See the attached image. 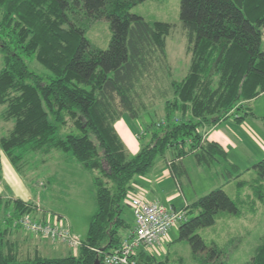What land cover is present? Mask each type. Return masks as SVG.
Here are the masks:
<instances>
[{
	"label": "trees",
	"instance_id": "obj_1",
	"mask_svg": "<svg viewBox=\"0 0 264 264\" xmlns=\"http://www.w3.org/2000/svg\"><path fill=\"white\" fill-rule=\"evenodd\" d=\"M142 1L0 0V119L12 122L0 146L13 162L20 158L15 150L69 153L82 170L94 173L96 205L76 252L22 260L13 249L4 253L0 244V264H93L95 259L102 264L103 256L119 247L131 229L124 200L136 178L149 173L159 158L180 190L185 155L192 154L206 170L221 158L227 160L223 147L204 141L199 129L233 113L237 121L244 118L249 115L239 114L244 102L264 92V0H179L190 54L187 73L169 82L164 117L148 131L145 127V139L140 137L137 151L130 154L114 124L124 114L139 117L136 102L141 96L134 83L147 70L154 49L165 53V38L173 26L149 23L131 13L130 8ZM79 10L88 19L107 20L111 36L106 49L92 48L83 28L70 20ZM24 58L40 63L46 76L29 70ZM64 127L69 131L63 134ZM229 167L238 169L232 163ZM254 167L264 177V160ZM7 206L0 209L6 211ZM11 209L5 220L16 230L9 222L32 208L16 199ZM181 209L184 220L177 226L178 239H185L204 263L225 264L219 250L207 248L195 231L212 225L218 212L240 215L235 202L221 187H214ZM136 264L166 261L142 250ZM245 264H264V241Z\"/></svg>",
	"mask_w": 264,
	"mask_h": 264
},
{
	"label": "rangeland",
	"instance_id": "obj_2",
	"mask_svg": "<svg viewBox=\"0 0 264 264\" xmlns=\"http://www.w3.org/2000/svg\"><path fill=\"white\" fill-rule=\"evenodd\" d=\"M130 12L141 16L149 23L162 21L173 25L165 38L164 56L154 49L147 70H144L139 80L134 83V89L141 96L136 102L140 106L139 117L132 119L128 114H124L117 120L123 119L132 128V139L138 142L140 137L145 139L143 131L146 126L148 131L151 123H157L164 117V111L166 112L167 108L166 100L171 96L169 82L184 77L187 73L190 54L186 51V34L179 20V0H144L134 4L130 8ZM70 20L83 28L84 37L92 48L101 50L107 48L111 32L106 19L91 20L85 16L83 10H79L78 16H72ZM262 31L261 47L264 49V28ZM24 61L29 70L42 77L46 76V69L35 59L24 58ZM244 104L245 108L239 114L243 115L245 111L249 115L243 116L244 118L237 121L234 119L236 115L230 114L217 126L218 129L232 137L235 145L233 148L227 149V160L221 158L214 168L206 170L197 165L192 154L183 157L182 165L187 169L190 182L185 181L188 180L187 178H182L183 192L176 200V203L180 204L177 208H180L184 202L183 199L190 201L195 196H201L214 187H221L235 202L240 210V215H232L225 211L218 212L212 225L200 227L195 231L201 236L207 248L215 246L219 250V259L225 264L247 263L254 255L257 246L264 241V177L258 174L259 170L254 167L258 161L264 160V125L262 120L264 117V92ZM0 108H2L1 105ZM210 127L204 126L199 129L204 141H209L205 139V133ZM61 131L64 134L69 130L68 127H64ZM120 139L122 140L121 137ZM51 151L57 154V161L53 159L56 163L58 162L57 170L54 173H50L44 165L41 166L42 162L37 163L38 158L43 155L40 150L23 151L24 154L17 159V163L23 167V171H26L25 181H28L26 183L33 190L34 188L36 190L48 188L42 199L44 209L54 213L57 221L59 219L64 221L65 218L64 222L82 241L86 235L88 222L96 209L94 188L91 182V176L94 173L90 174L82 170L71 161L69 153L58 149ZM16 152L14 151V154H17ZM158 163L163 164V161L159 158L156 159L154 166ZM230 163L237 165L238 169H231ZM48 176H51L53 180L47 181ZM136 182L132 183L133 189L128 191L131 194H140L141 192L135 190L136 186L134 185H139ZM166 188L172 189L173 185ZM258 194L262 195L261 199ZM34 209L38 211L36 206ZM131 213V209L126 205L124 215L132 228ZM10 215L11 213H6L4 219ZM25 215H30V213ZM9 223L13 226L12 222ZM18 230L25 232L21 228ZM26 233L32 235V237L26 236V242H32L24 243L21 246L18 254L19 259L33 257L32 248L34 246L29 244H36L37 240L39 243L43 239L50 243H59V248H62L63 251L44 250L46 252L42 251L43 253L40 254L42 256L61 257L66 254V250L75 251L63 243L51 241L30 231H26ZM22 236L24 237V235ZM34 238L37 239L35 242ZM149 254L156 259L165 260L166 264L211 263H204L202 258L194 256L189 243L185 239H178L177 226L170 228L162 245L153 249Z\"/></svg>",
	"mask_w": 264,
	"mask_h": 264
},
{
	"label": "crops",
	"instance_id": "obj_3",
	"mask_svg": "<svg viewBox=\"0 0 264 264\" xmlns=\"http://www.w3.org/2000/svg\"><path fill=\"white\" fill-rule=\"evenodd\" d=\"M1 110V108H0ZM221 122V121H220ZM217 123L213 126L210 127V129L205 133V139L207 140H213L217 143H219L223 149L227 152V149L233 148L234 142L233 139L230 135H227L226 133L223 132V130H220L217 128V126L220 124ZM12 124V123H11ZM10 124V121H3L0 119V138L3 136H6L9 134L12 125ZM114 128L118 135L122 138V141L127 149V151L130 154H134L137 149H138V142L134 141L132 139V131L131 127L127 125V123L121 119L120 121H116L114 124ZM131 135V137H130ZM129 136V137H128ZM235 140V139H234ZM17 151L15 155L23 156L25 150H15ZM23 152V153H22ZM42 156L38 158L39 161L37 163L42 162L41 166H45L47 170L50 171V173H54L57 169L58 162L56 163L53 161L55 159L57 161V154H54V151H50L48 153H42ZM228 156V153H227ZM183 161V158L181 159ZM234 164V163H232ZM198 165V164H197ZM199 166V165H198ZM184 167V166H183ZM201 167V166H200ZM17 161L13 162L10 157L2 150L0 146V207L3 206L6 203V206L8 207L6 211L3 209H0V232H2V237L0 238L2 241L0 244L2 245L1 248L4 251V253L10 252V249H13L11 252H16L17 255L19 254V249L24 243H29L32 241H27L25 240L26 236L32 237V235H28L26 231L22 230H15L10 225H8L7 221L9 217L4 219V216L6 213H12V202L16 199L22 200L25 203H30V207L32 208L30 212V216L34 219H40L41 221H50L53 222L57 220L55 218L56 215L54 213L47 211L44 209L42 205V199L44 196V193L48 191V188H40V190H36L32 187L29 186L28 181L26 180V171H23ZM203 168V167H201ZM186 175L181 177L182 178H187L189 181V174L187 172V169L184 167ZM204 169V168H203ZM51 176H48L47 181L53 180L52 177L49 179ZM136 181L138 182L139 185H134L136 186L135 190L141 191L140 194L148 201H158L159 203L163 204L166 207H171L173 209H181L184 204H189L191 201L195 200L197 196H195L193 199H183L184 202L182 203V206L180 208H177L180 206V204L176 203V200L178 196L182 194V182L180 181V191L177 187L174 185L173 178L171 177V174L169 170L167 169L165 162L158 163L149 173H147L144 177H138L136 178ZM136 182V183H137ZM141 184V185H140ZM169 185H173L172 189H167ZM50 190V188H49ZM8 203V204H7ZM35 206L38 208L35 210ZM132 215V213H131ZM132 217V216H131ZM64 218V217H63ZM65 221V218H64ZM63 220L59 219V222L67 224ZM58 222V221H57ZM68 225V224H67ZM69 230L72 232L71 227L68 225ZM73 234V232H72ZM127 234V233H126ZM24 235V237L22 236ZM125 234L123 235L124 238ZM122 238V239H123ZM35 239V238H34ZM37 239L33 240L34 242ZM163 240L160 242L158 246H161ZM38 241V240H37ZM36 241V244H29L30 246H34L32 248L33 251V256L35 254H41L43 253L42 251L44 250H49L55 252L59 250V252L63 249L59 248V243H50L49 241L40 240L38 243ZM155 247L156 248H158ZM58 249V250H57ZM143 250V249H142ZM142 250H138L135 254V258L137 259L139 252H142ZM152 250L145 251L147 254L151 253ZM46 252V251H44ZM69 253V250H66V254Z\"/></svg>",
	"mask_w": 264,
	"mask_h": 264
},
{
	"label": "built area",
	"instance_id": "obj_4",
	"mask_svg": "<svg viewBox=\"0 0 264 264\" xmlns=\"http://www.w3.org/2000/svg\"><path fill=\"white\" fill-rule=\"evenodd\" d=\"M124 201L132 212V228L119 247L103 256L102 264H136L134 256L138 250L153 251L166 238L168 230L184 220L182 209L176 210L158 201H148L141 194L128 192ZM12 223L13 226L63 243L71 249L81 245L80 239L72 234L68 225L57 220L41 221L23 215L12 218Z\"/></svg>",
	"mask_w": 264,
	"mask_h": 264
},
{
	"label": "water",
	"instance_id": "obj_5",
	"mask_svg": "<svg viewBox=\"0 0 264 264\" xmlns=\"http://www.w3.org/2000/svg\"><path fill=\"white\" fill-rule=\"evenodd\" d=\"M93 264H100L99 260L98 259H95Z\"/></svg>",
	"mask_w": 264,
	"mask_h": 264
},
{
	"label": "bare ground",
	"instance_id": "obj_6",
	"mask_svg": "<svg viewBox=\"0 0 264 264\" xmlns=\"http://www.w3.org/2000/svg\"><path fill=\"white\" fill-rule=\"evenodd\" d=\"M168 233V232H167Z\"/></svg>",
	"mask_w": 264,
	"mask_h": 264
}]
</instances>
